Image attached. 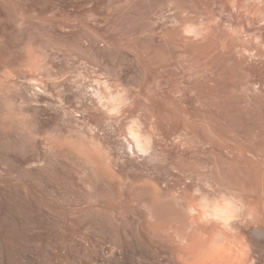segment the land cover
Here are the masks:
<instances>
[{"label": "rangeland", "instance_id": "374dc122", "mask_svg": "<svg viewBox=\"0 0 264 264\" xmlns=\"http://www.w3.org/2000/svg\"><path fill=\"white\" fill-rule=\"evenodd\" d=\"M5 1L0 0V55L4 57V62L0 61V127L11 121L5 116L9 110H19L31 131H36L35 124L45 122L50 125V138H76L87 144L91 140L80 129L91 132L119 163L129 165L135 157L128 153V143L121 132H126L133 119L146 123L150 112H155L165 119L163 128L170 136L187 135L199 141L204 135L214 134L230 146L264 152V0H175L183 8L181 14L171 11L165 0H92V7H102L100 16L83 19L77 18L75 9L67 4H49L51 15L64 10L66 20L89 35H97L95 45L80 33H46L28 23L24 5L40 9L46 0H7L21 5L17 16L4 13ZM154 21L167 25L169 34L173 30L179 33V48L157 51L148 60L127 56L133 52L126 51L116 40L122 44L133 40L138 50L152 48L148 36L128 28ZM184 27L193 32L183 33ZM169 34L158 35L157 39L167 42ZM31 47L47 53L40 66L21 56ZM103 82L108 95L111 92L114 96L109 105L113 103L121 109L133 106L131 118L93 109L91 94L98 85H105ZM205 103L212 106V111L204 115V120L211 121L201 124L202 114L196 108ZM172 105L180 108L174 126L171 115L163 110V106ZM82 110L87 111L85 120ZM17 126L0 128V183L28 182L45 191L50 199L71 198V168L47 154L39 137ZM254 140L257 142L253 144ZM177 146L179 152L189 148L185 143ZM169 148L174 150L172 145ZM91 149L97 154L95 147ZM218 154L213 151L209 156ZM184 160L193 163L188 157ZM203 166L197 168L203 171ZM164 177L166 186L175 185L178 194H184L190 186L195 191L211 189L206 175L195 180H186L184 173ZM108 193L107 198L112 199L113 194ZM2 203L0 197V217Z\"/></svg>", "mask_w": 264, "mask_h": 264}, {"label": "bare ground", "instance_id": "6f19581e", "mask_svg": "<svg viewBox=\"0 0 264 264\" xmlns=\"http://www.w3.org/2000/svg\"><path fill=\"white\" fill-rule=\"evenodd\" d=\"M50 3L69 5L80 19L98 18L100 5L92 7V0H46L40 9L33 4L23 7L27 22L36 29L46 33H80L91 45L97 43L98 36L87 34L66 20L64 10L51 15ZM165 3L171 11L182 13L183 8L175 0ZM2 7L6 15L17 16L21 5L6 0ZM166 26L154 21L128 28L148 36L152 47L149 49L138 50L133 40L116 42L133 52L127 56L152 59L157 51L179 48V33L173 30L169 34ZM192 32L190 27L183 30L187 35ZM168 34L167 42L157 39L158 35ZM37 42L42 43L40 39ZM46 54L31 47L21 56L37 66ZM3 58L0 55V61ZM106 85H98L92 92L93 109L131 118L133 106L121 109L113 103L109 105L114 96L111 92L108 95ZM163 110L171 115L174 126L180 108L163 106ZM211 111L209 103L196 108L202 114L201 124L211 121L204 120V115ZM81 113L84 116L87 111ZM5 116L11 121L0 128L21 125V129L43 141L47 154L71 168L68 180L73 195L54 200L28 182H1L0 264H264V152L230 146L214 134L204 135L199 141L187 135L170 136L163 128L165 119L150 112L146 123L133 119L126 132H121L127 140L128 153L135 157L125 165L110 155L100 138L91 132L80 129L88 135L90 144L76 138L56 140L50 138V125L45 122L35 124L36 131H31L22 111L9 110ZM183 143L189 144V148L179 152L177 144ZM213 151L220 154L210 158ZM200 164L204 165L203 171L197 168ZM175 173H184L186 180L206 175L211 189L195 191L190 186L184 194H178L175 185L166 186L168 181L164 177ZM108 192L113 194L112 199L107 198Z\"/></svg>", "mask_w": 264, "mask_h": 264}]
</instances>
